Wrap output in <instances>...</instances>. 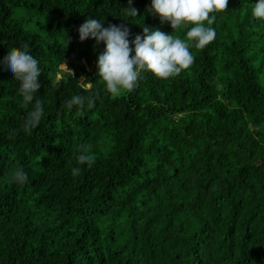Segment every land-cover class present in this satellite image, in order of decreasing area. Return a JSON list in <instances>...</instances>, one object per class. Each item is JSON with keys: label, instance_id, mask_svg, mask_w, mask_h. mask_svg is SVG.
<instances>
[{"label": "trees", "instance_id": "16d2710c", "mask_svg": "<svg viewBox=\"0 0 264 264\" xmlns=\"http://www.w3.org/2000/svg\"><path fill=\"white\" fill-rule=\"evenodd\" d=\"M149 3L127 17L128 0H0V57L29 45L45 107L23 132L31 104L0 69V264H264V19L254 0H227L188 68L142 72L112 97L95 72L103 42L77 28L94 17L130 40L142 24L171 32ZM76 93L92 105L66 109ZM84 149L91 167L76 164Z\"/></svg>", "mask_w": 264, "mask_h": 264}, {"label": "clouds", "instance_id": "9594fccd", "mask_svg": "<svg viewBox=\"0 0 264 264\" xmlns=\"http://www.w3.org/2000/svg\"><path fill=\"white\" fill-rule=\"evenodd\" d=\"M128 7L124 8V15L137 17V9L128 0ZM227 0H150L145 11L156 14L161 21H167L173 30L186 29L185 38L162 32L155 27L145 24L141 32L129 39V28L125 24H102L100 18L89 17L78 28V39L94 38L95 42H103V50L96 56V76L103 83L106 94L118 97L123 91H130L136 84L142 72H151L162 79L180 74L188 68L194 59L190 47L203 49L216 37V30L211 25L215 20V13L224 10ZM252 17L264 19V0H254L250 9ZM142 15V14H141ZM131 53V55H130ZM0 69L18 81V94L21 105L31 109L27 112L21 129L31 133L44 115V102L34 98L40 88L41 67L38 60L30 53L29 45L22 43L0 57ZM87 103L91 106L90 96L80 93L73 94L65 101V108L71 110L74 106L83 107ZM94 156L87 149L76 157V164L94 163ZM81 169L71 168V174L76 176ZM10 177L13 182L22 184L27 181V173L22 168L15 169Z\"/></svg>", "mask_w": 264, "mask_h": 264}, {"label": "rangeland", "instance_id": "374dc122", "mask_svg": "<svg viewBox=\"0 0 264 264\" xmlns=\"http://www.w3.org/2000/svg\"><path fill=\"white\" fill-rule=\"evenodd\" d=\"M20 11H22L20 8L16 9V14L14 15V17L15 16H17L18 18L20 16L23 17V21L22 22H28L26 28H28L29 30L31 28H35L36 27V22L38 20L37 13L32 12V11H30V12L29 11H27V12L23 11V15H22V14H20ZM29 27H31V28H29Z\"/></svg>", "mask_w": 264, "mask_h": 264}]
</instances>
